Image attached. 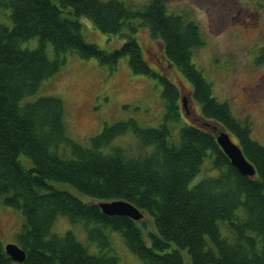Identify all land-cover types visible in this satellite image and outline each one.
<instances>
[{"label": "trees", "instance_id": "16d2710c", "mask_svg": "<svg viewBox=\"0 0 264 264\" xmlns=\"http://www.w3.org/2000/svg\"><path fill=\"white\" fill-rule=\"evenodd\" d=\"M5 9L13 26L0 23V204L23 217L16 238L27 258L20 264H120L111 254L108 231L120 232L142 264H264V145L252 137L248 122L235 118L228 103L214 96L211 83L192 61L204 44L195 22L168 13L164 0H151L142 9L123 0H0V10ZM81 18L103 33L122 36L123 43L108 51L88 42ZM143 26L160 39L167 65L177 67L191 84L200 115L212 127L182 124L175 140L172 125L182 121L183 99L189 98L158 56L148 49L151 57H146L135 36ZM36 37L37 47L23 46ZM69 52L96 58L111 69L129 56L134 73L162 85V123L145 127L133 118L119 120L88 143L70 136L63 98L29 99L62 69ZM214 126L231 134L255 176L231 164ZM128 132L150 151L130 155L112 145ZM207 158L218 173L195 183ZM113 200L132 203L143 218L147 214L153 220V229L143 218L103 213L98 203ZM62 216L82 224L100 253H91L72 230L54 233ZM0 264H19L7 255L1 238Z\"/></svg>", "mask_w": 264, "mask_h": 264}, {"label": "rangeland", "instance_id": "374dc122", "mask_svg": "<svg viewBox=\"0 0 264 264\" xmlns=\"http://www.w3.org/2000/svg\"><path fill=\"white\" fill-rule=\"evenodd\" d=\"M134 9H142L151 0H123ZM168 13L182 14L195 22L201 31L204 44L198 47L192 61L211 83L213 94L221 102L228 103L235 118L248 122L252 137L264 145V0H164ZM83 34L88 42L112 51L123 43L120 35L101 32L86 18H81ZM0 23L13 26L9 9L0 10ZM146 57L148 49L158 56L162 65L163 46L148 27H139L136 33ZM38 38L24 42L23 46L35 48ZM47 52L54 57V48ZM162 60V61H161ZM164 65L167 73L180 84L188 95V111L182 110V121L173 124L175 140L179 141L182 124L212 127L201 114V105L192 97V86L177 67ZM157 68L156 65H154ZM43 96H58L65 101V122L68 133L74 139L88 143L89 138L99 134L106 125L119 120L136 119L142 126L157 127L164 118L165 102L162 85L153 78L136 74L131 69L129 56H123L117 67L111 69L96 58H81L69 52L66 63L56 74L45 79L30 100ZM112 145L124 147L130 155L142 154V149L132 132L120 135ZM22 160L25 161L22 157ZM212 159L207 158L195 183L207 176L216 175ZM72 193L78 192L68 185ZM83 200H88L82 197ZM149 229L153 220L146 214L143 218ZM23 227V217L18 210L0 204V238L4 244L16 243L17 234ZM225 228V225L223 226ZM226 229V228H225ZM224 232L227 233V230ZM72 230L91 253L101 249L90 243L82 224L73 225L66 217L58 218L53 232L65 234ZM111 238V254L119 257L120 264H142L140 258L125 244L120 232L108 231ZM188 259V253L184 251ZM189 260V259H188Z\"/></svg>", "mask_w": 264, "mask_h": 264}, {"label": "water", "instance_id": "95a60500", "mask_svg": "<svg viewBox=\"0 0 264 264\" xmlns=\"http://www.w3.org/2000/svg\"><path fill=\"white\" fill-rule=\"evenodd\" d=\"M183 105L188 110L185 97ZM214 131L219 146L229 158L231 164L240 173L251 177L255 176L256 170L253 164L246 158L241 147L232 139L231 134L222 126H214ZM98 205L103 213L109 216H126L134 220H140L144 216L136 206L126 200L99 202ZM5 251L14 262L19 264L23 263L27 258L26 251L16 243L5 244Z\"/></svg>", "mask_w": 264, "mask_h": 264}]
</instances>
